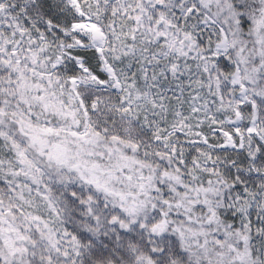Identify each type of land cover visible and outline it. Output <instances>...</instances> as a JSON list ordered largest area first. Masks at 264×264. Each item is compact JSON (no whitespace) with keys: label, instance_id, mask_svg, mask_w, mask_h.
I'll return each mask as SVG.
<instances>
[{"label":"snow or ice","instance_id":"obj_1","mask_svg":"<svg viewBox=\"0 0 264 264\" xmlns=\"http://www.w3.org/2000/svg\"><path fill=\"white\" fill-rule=\"evenodd\" d=\"M0 264H264V0H0Z\"/></svg>","mask_w":264,"mask_h":264}]
</instances>
